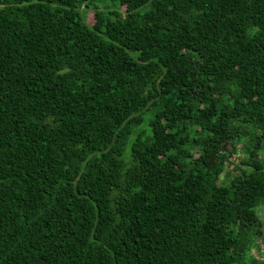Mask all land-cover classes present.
Here are the masks:
<instances>
[{
	"label": "trees",
	"instance_id": "16d2710c",
	"mask_svg": "<svg viewBox=\"0 0 264 264\" xmlns=\"http://www.w3.org/2000/svg\"><path fill=\"white\" fill-rule=\"evenodd\" d=\"M261 205L264 0H0V264H264Z\"/></svg>",
	"mask_w": 264,
	"mask_h": 264
},
{
	"label": "rangeland",
	"instance_id": "374dc122",
	"mask_svg": "<svg viewBox=\"0 0 264 264\" xmlns=\"http://www.w3.org/2000/svg\"><path fill=\"white\" fill-rule=\"evenodd\" d=\"M112 8H117V4H114L112 7H111V9ZM243 154V152H242V150L241 149H239L237 152H236V154H234V155H232L231 157H230V159H228V161H227V164H226V170L227 171H229L230 169H231V166L234 164V163H236L237 161H238V158L240 157V155H242ZM221 181V180H220ZM221 183V182H220ZM227 183V182H226ZM226 183H224V184H226ZM257 214H258V216H259V218H260V220H261V222H262V231H263V236L262 237H264V205H261V206H259L258 208H257ZM253 254H255V252L253 251L252 252Z\"/></svg>",
	"mask_w": 264,
	"mask_h": 264
}]
</instances>
